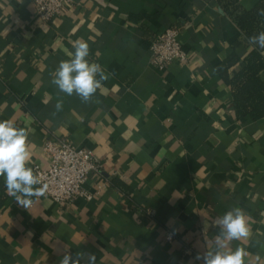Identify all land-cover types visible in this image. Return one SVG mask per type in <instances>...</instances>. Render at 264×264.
I'll list each match as a JSON object with an SVG mask.
<instances>
[{
	"label": "crops",
	"instance_id": "crops-1",
	"mask_svg": "<svg viewBox=\"0 0 264 264\" xmlns=\"http://www.w3.org/2000/svg\"><path fill=\"white\" fill-rule=\"evenodd\" d=\"M259 2L73 0L45 24L32 0H0V120L29 130L28 166H49L48 140L90 149L103 165L84 186L92 198L63 206H19L0 177V264H59L65 251L97 264H202L215 220L235 207L250 234L228 248L264 264V119L237 116L218 71L236 54L233 75L253 50L232 4ZM171 27L189 63L160 71L151 46ZM80 39L109 76L87 103L51 83Z\"/></svg>",
	"mask_w": 264,
	"mask_h": 264
},
{
	"label": "clouds",
	"instance_id": "clouds-1",
	"mask_svg": "<svg viewBox=\"0 0 264 264\" xmlns=\"http://www.w3.org/2000/svg\"><path fill=\"white\" fill-rule=\"evenodd\" d=\"M248 39L251 45L264 50V31ZM73 47L75 51L70 53V59L61 61L51 73V83L60 92L68 96L75 94L87 103L109 76L99 63L89 62L90 49L86 41L77 40ZM62 107V101L55 105L57 111ZM28 136L29 130L17 127L13 119L0 120V177L4 179L8 195L26 209L32 205L33 198L47 193V185L42 184L40 175L28 166L31 157ZM214 226L218 232L213 248L197 254L195 259L202 264H244V250H231L227 246V242L247 238L250 234L249 217L244 210L235 207L227 211L215 220ZM59 264H97V257L91 252H77L73 257L65 251Z\"/></svg>",
	"mask_w": 264,
	"mask_h": 264
},
{
	"label": "built area",
	"instance_id": "built-area-1",
	"mask_svg": "<svg viewBox=\"0 0 264 264\" xmlns=\"http://www.w3.org/2000/svg\"><path fill=\"white\" fill-rule=\"evenodd\" d=\"M36 16L45 24L63 14L65 6L73 0H32ZM52 24V23H51ZM180 30L171 27L156 36L152 42V65L163 71L173 64L185 66L189 56L179 41ZM44 151L50 156L46 168L34 166V172L41 177L42 184L47 185L46 195L59 206L72 203L76 198L91 199L84 186L92 174H101L102 166L93 151L78 148L67 140H48ZM174 239L169 234L168 240Z\"/></svg>",
	"mask_w": 264,
	"mask_h": 264
},
{
	"label": "trees",
	"instance_id": "trees-1",
	"mask_svg": "<svg viewBox=\"0 0 264 264\" xmlns=\"http://www.w3.org/2000/svg\"><path fill=\"white\" fill-rule=\"evenodd\" d=\"M232 5L230 15L249 43V37L264 31V0L250 11L242 10L236 3ZM252 46L253 50L243 60L242 69L231 75L230 71L242 61L234 54L218 71L232 88L237 116L259 121L264 119V50Z\"/></svg>",
	"mask_w": 264,
	"mask_h": 264
}]
</instances>
